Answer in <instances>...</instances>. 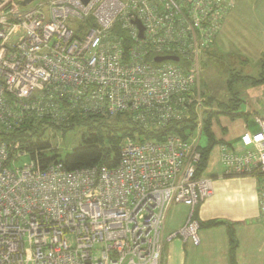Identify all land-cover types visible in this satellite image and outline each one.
Here are the masks:
<instances>
[{
  "label": "built area",
  "instance_id": "2783aa9c",
  "mask_svg": "<svg viewBox=\"0 0 264 264\" xmlns=\"http://www.w3.org/2000/svg\"><path fill=\"white\" fill-rule=\"evenodd\" d=\"M23 1L0 0V133L25 117L60 126L74 114L126 112L144 130L193 113L197 135L126 138L114 166L75 170L35 158L17 166L26 150L0 141V264H161L163 223L177 203L190 213L166 240L198 245L193 212L213 187L196 175L205 107L195 88L235 0ZM165 55L183 66L153 61ZM254 119L241 151L218 146L223 174L259 179L264 222V117Z\"/></svg>",
  "mask_w": 264,
  "mask_h": 264
},
{
  "label": "crops",
  "instance_id": "0c3cea01",
  "mask_svg": "<svg viewBox=\"0 0 264 264\" xmlns=\"http://www.w3.org/2000/svg\"><path fill=\"white\" fill-rule=\"evenodd\" d=\"M258 2L235 0L234 7L215 36L212 50L219 49L222 35L234 36L239 32L245 36L251 34L255 47L264 52V3L255 9ZM252 89L256 88L251 87L248 91ZM249 93L242 110L249 114L247 118L234 120L221 116L213 127L216 138L237 151L243 149L241 134L258 129L254 117L259 116L260 111L264 116V89ZM201 174L212 179L213 191L193 212V217L201 225L200 243L193 245L180 238L166 240L169 233L185 223L190 213L189 206L173 204L162 227L161 264H264V222L259 179L251 175L223 174L218 144L207 154Z\"/></svg>",
  "mask_w": 264,
  "mask_h": 264
},
{
  "label": "trees",
  "instance_id": "16d2710c",
  "mask_svg": "<svg viewBox=\"0 0 264 264\" xmlns=\"http://www.w3.org/2000/svg\"><path fill=\"white\" fill-rule=\"evenodd\" d=\"M126 43L128 42L126 41ZM211 49L212 46L204 52V55L210 54ZM178 65L183 66L182 61H179ZM236 82L252 88L264 87V59L257 76L242 75L236 72L230 74V79H227L230 94L226 101H218L211 96L204 98L203 106L205 109L203 110L201 133L205 134L207 143L202 148L198 146L201 159L196 172L197 176L205 168L210 149L215 144L222 143V140L217 139L213 131L215 122H218L221 116L236 119L247 118L249 115L241 110L243 100L239 98L238 93L232 92V85ZM196 119L195 114L191 113L189 118L171 121L159 130H144L138 123L133 122L126 112L118 113L112 117L102 114L88 116L74 114L70 115L67 125L60 126L47 124L45 121L31 116L22 119L17 127L8 132H1L0 141L7 144L19 142L28 153L29 158H35L42 168L56 161L62 162L67 170L104 164L114 166L118 162L120 148L126 138L136 142L144 140L161 141L170 134H178L183 138H188L196 127ZM75 125L86 128V133L82 135L81 143L77 147L64 157L59 158L57 149L52 147L47 133L52 127L66 131Z\"/></svg>",
  "mask_w": 264,
  "mask_h": 264
},
{
  "label": "rangeland",
  "instance_id": "374dc122",
  "mask_svg": "<svg viewBox=\"0 0 264 264\" xmlns=\"http://www.w3.org/2000/svg\"><path fill=\"white\" fill-rule=\"evenodd\" d=\"M263 3L264 0H259L255 9L262 7ZM250 35L251 34H246L245 36L239 32L234 36L222 35L219 49H211L210 54L203 55L201 71L195 88L203 98L206 99L207 96H211L218 101H226L230 94L227 79H230L231 73L236 72L242 75L257 76L263 64L264 52L255 47ZM232 86V92L238 93L239 98L243 100L241 110L245 109L244 103L249 98V92L256 93V90L261 91L264 89V87H258L248 91L251 87H247V85L238 82L233 83ZM203 113L204 111L202 112V118L204 117ZM259 117H264L263 111L259 112ZM220 120L221 118H219V121ZM215 129H217V125L214 130ZM85 133L86 128L75 125L73 128L66 131H60L52 127L48 131L47 136L49 134L48 139L52 147L57 149L59 158H62L81 143L82 135ZM196 135L197 130L194 129L192 136L195 137ZM199 137L197 144L202 148L206 145L207 138L204 133H201ZM27 161H29V156L24 155L20 157L16 165L21 166Z\"/></svg>",
  "mask_w": 264,
  "mask_h": 264
},
{
  "label": "water",
  "instance_id": "95a60500",
  "mask_svg": "<svg viewBox=\"0 0 264 264\" xmlns=\"http://www.w3.org/2000/svg\"><path fill=\"white\" fill-rule=\"evenodd\" d=\"M29 1H31V0H24L22 2V5H26ZM133 23L138 28L139 37H142L143 36V27H142L141 23L138 20L133 21ZM166 60L178 62L179 58L177 56H174V55L155 56L153 58V61L156 62V63H159V62H162V61H166Z\"/></svg>",
  "mask_w": 264,
  "mask_h": 264
}]
</instances>
